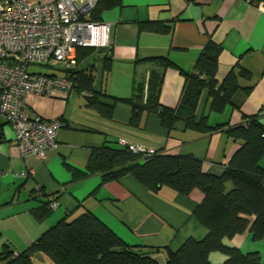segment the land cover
Segmentation results:
<instances>
[{"label":"crops","instance_id":"1","mask_svg":"<svg viewBox=\"0 0 264 264\" xmlns=\"http://www.w3.org/2000/svg\"><path fill=\"white\" fill-rule=\"evenodd\" d=\"M257 1L247 5L243 0H120L103 10L95 22L110 26L106 51L110 71H104V49L95 60L90 56L81 64H94L93 87L101 93L100 100L113 103L111 116H101L76 89L65 96L29 95L30 114L65 123L57 133V147L44 161L28 158L34 168L29 176L22 175L23 158L11 143L13 129L0 119V250L8 244L21 252L58 221L84 211L94 213L127 244L158 249L153 255L158 264H166V251H176L187 238L202 239L208 228L194 216L204 198L201 190L182 195L162 186L154 192L131 175L107 182L101 173L73 178L68 167L84 171L92 149L104 144L119 147L122 138L161 153L193 155L202 161L204 171L221 174L242 140L229 137L223 129L198 133L183 121L168 132L153 112H144L140 124L132 126L130 106L111 97H130L133 79L145 83L156 71L163 75L160 103L175 107L184 85L178 67L192 71L202 49L213 41L220 46L218 83L234 71L238 86L230 103L217 110L211 109L212 99L205 90L196 118L205 117L212 126H236L256 115L264 124V0ZM145 21L168 24L171 29L141 31L139 25ZM157 56L168 57L178 67L162 68L141 60ZM259 164L264 166V156ZM54 200L58 205L50 208L48 203ZM223 242L242 253L258 251L264 262V239L254 241L248 229ZM208 258L211 264H221L226 255L213 251Z\"/></svg>","mask_w":264,"mask_h":264},{"label":"trees","instance_id":"2","mask_svg":"<svg viewBox=\"0 0 264 264\" xmlns=\"http://www.w3.org/2000/svg\"><path fill=\"white\" fill-rule=\"evenodd\" d=\"M119 2L120 0H97L91 11V20L98 21L103 10ZM139 29L168 33L171 28L158 21H145L140 23ZM103 49L104 71L108 73L111 57L106 51L110 50L109 47L80 48L77 52V68L68 73L79 93H91V96L86 97L92 107L101 116L110 117L113 103L100 100L101 93L96 92L93 87L94 64H81L82 60L90 56L95 60ZM219 52L220 46L209 41L196 59L192 71L178 67L164 56L141 59L154 62L162 68H179L184 76V85L175 107H166L160 103L163 75L156 71L150 73L149 80L145 83L134 78L130 97L111 98L130 106L129 124L132 126L140 124L144 112H153L168 132L176 122L183 121L187 129L198 133L223 129L229 137L242 140L243 144L232 155L221 174L204 171L202 161L193 155L157 152L143 156L118 141L119 147L104 144L92 149L84 171L68 167L73 178L101 173L103 182H107L131 175L154 192L162 186L170 187L182 195H188L194 188L201 190L204 198L195 208L194 216L208 228V232L200 240L187 238L176 251L167 250L166 264H211L208 257L213 251L226 255L221 264H264L258 251L242 253L238 248L227 246L223 242L225 238H232L247 229L254 241L264 239V166L259 164L264 156V124L258 121L256 115L246 117L247 123L236 126H212L205 117L196 118L205 90L212 99L211 109L217 110L230 103L238 86L234 71H230L218 83L216 72ZM251 216L254 217L252 220L249 218ZM133 250L143 249L127 244L94 213L84 211L69 220L58 221L21 252L4 244L0 250V264H158L153 257L158 249H153L154 253L140 255L133 253ZM39 257H43L42 260Z\"/></svg>","mask_w":264,"mask_h":264},{"label":"built area","instance_id":"3","mask_svg":"<svg viewBox=\"0 0 264 264\" xmlns=\"http://www.w3.org/2000/svg\"><path fill=\"white\" fill-rule=\"evenodd\" d=\"M96 2L0 0V119L14 131L11 143L23 158V176L34 174L29 157L44 161L47 153L57 147V133L65 125L61 118L30 114L28 96L68 95L75 89L68 72L77 68L78 50L110 45L109 24L91 20ZM243 2L252 5L258 1ZM59 63L62 67L57 68ZM33 66H42L48 72L30 69ZM80 94L91 96L89 92ZM118 143L143 156L158 152L122 138ZM57 205L52 201L49 206Z\"/></svg>","mask_w":264,"mask_h":264},{"label":"water","instance_id":"4","mask_svg":"<svg viewBox=\"0 0 264 264\" xmlns=\"http://www.w3.org/2000/svg\"><path fill=\"white\" fill-rule=\"evenodd\" d=\"M154 251L155 250L153 249H143V250H133L132 252L140 255V254H151V253H154Z\"/></svg>","mask_w":264,"mask_h":264},{"label":"rangeland","instance_id":"5","mask_svg":"<svg viewBox=\"0 0 264 264\" xmlns=\"http://www.w3.org/2000/svg\"><path fill=\"white\" fill-rule=\"evenodd\" d=\"M56 67H57V68H60V67H62V66H61V64L59 63ZM30 69H41V70H44L45 72H46V71L48 72V70H47L46 68L42 67V66H37V67L33 66V67H30ZM94 78H95V76H94ZM6 127H9V125L7 124ZM42 258H43V257H42ZM42 258L39 257L40 260H42Z\"/></svg>","mask_w":264,"mask_h":264}]
</instances>
